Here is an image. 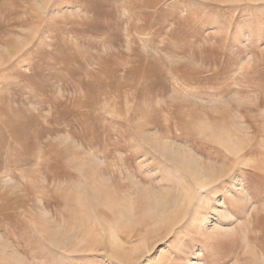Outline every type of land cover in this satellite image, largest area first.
<instances>
[{"label":"rangeland","instance_id":"obj_1","mask_svg":"<svg viewBox=\"0 0 264 264\" xmlns=\"http://www.w3.org/2000/svg\"><path fill=\"white\" fill-rule=\"evenodd\" d=\"M0 264H264V0H0Z\"/></svg>","mask_w":264,"mask_h":264},{"label":"bare ground","instance_id":"obj_2","mask_svg":"<svg viewBox=\"0 0 264 264\" xmlns=\"http://www.w3.org/2000/svg\"><path fill=\"white\" fill-rule=\"evenodd\" d=\"M49 232H51V231H49ZM47 234V233H46ZM48 234H50V233H48ZM48 237V236H47ZM61 243H63V242H61ZM66 244V243H65ZM60 246V245H59ZM64 247V246H63ZM16 262V261H15Z\"/></svg>","mask_w":264,"mask_h":264}]
</instances>
